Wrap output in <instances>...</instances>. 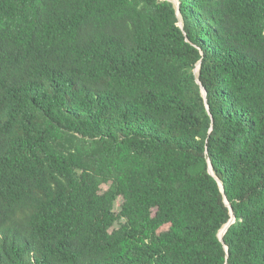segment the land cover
<instances>
[{
  "label": "trees",
  "instance_id": "16d2710c",
  "mask_svg": "<svg viewBox=\"0 0 264 264\" xmlns=\"http://www.w3.org/2000/svg\"><path fill=\"white\" fill-rule=\"evenodd\" d=\"M0 264H264V0H0Z\"/></svg>",
  "mask_w": 264,
  "mask_h": 264
},
{
  "label": "water",
  "instance_id": "95a60500",
  "mask_svg": "<svg viewBox=\"0 0 264 264\" xmlns=\"http://www.w3.org/2000/svg\"><path fill=\"white\" fill-rule=\"evenodd\" d=\"M177 12H178V10H177ZM197 82H199L198 79H197ZM202 93H203V94L205 93V91H204L203 88H202ZM209 171L212 173V170H211L210 166H209ZM219 185H220V187L222 188V186H221V182H220V181H219ZM233 219H234V217L232 216V218L229 220V222L225 224V229H224V231L226 230L228 224L231 223V222L233 221ZM223 233H224V232H223ZM223 233H222V234H219V237H220V238L222 237Z\"/></svg>",
  "mask_w": 264,
  "mask_h": 264
},
{
  "label": "rangeland",
  "instance_id": "374dc122",
  "mask_svg": "<svg viewBox=\"0 0 264 264\" xmlns=\"http://www.w3.org/2000/svg\"><path fill=\"white\" fill-rule=\"evenodd\" d=\"M106 188V186H103V189ZM121 199L119 198L116 203H115V210L119 209V204H120Z\"/></svg>",
  "mask_w": 264,
  "mask_h": 264
},
{
  "label": "bare ground",
  "instance_id": "6f19581e",
  "mask_svg": "<svg viewBox=\"0 0 264 264\" xmlns=\"http://www.w3.org/2000/svg\"><path fill=\"white\" fill-rule=\"evenodd\" d=\"M225 225L219 230V233L222 234L224 232Z\"/></svg>",
  "mask_w": 264,
  "mask_h": 264
}]
</instances>
